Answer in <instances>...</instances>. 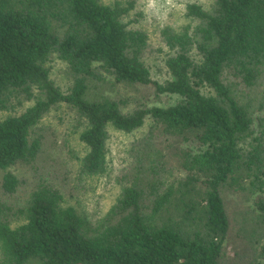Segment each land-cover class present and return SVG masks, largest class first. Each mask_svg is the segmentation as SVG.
I'll return each mask as SVG.
<instances>
[{
  "label": "trees",
  "instance_id": "1",
  "mask_svg": "<svg viewBox=\"0 0 264 264\" xmlns=\"http://www.w3.org/2000/svg\"><path fill=\"white\" fill-rule=\"evenodd\" d=\"M210 1L159 29L157 81L147 35L123 21L131 2L0 0V264H264V0ZM61 106L79 131L78 180L108 173L110 129L149 122L94 221L62 206L53 173L16 175L41 170L34 130Z\"/></svg>",
  "mask_w": 264,
  "mask_h": 264
},
{
  "label": "rangeland",
  "instance_id": "2",
  "mask_svg": "<svg viewBox=\"0 0 264 264\" xmlns=\"http://www.w3.org/2000/svg\"><path fill=\"white\" fill-rule=\"evenodd\" d=\"M110 4L113 0H102ZM122 5L132 3L133 7L128 15L123 18L129 28L143 30L148 37L149 48L146 51L144 61L149 68L151 77L157 81H164L169 78L164 66V52L158 42L160 28L169 27L174 31L186 26L190 19L186 18V6L196 3L203 7L210 5V0H118ZM161 48V49H160ZM160 50V51H159ZM50 77L62 90H65L70 80L64 63L52 58L47 64ZM120 93L130 92L120 90ZM137 96V95H136ZM168 98L158 105L167 104ZM8 114L0 112V119ZM148 121L139 134L126 135L110 129L108 140V173L100 177L78 180L76 178L77 160L83 154L82 147L78 140L79 131L75 129L72 113L66 107L61 106L52 110L46 115L39 126L35 128L37 136L42 137V152L40 174L39 171H29L24 174L22 170L16 175L25 179L26 183L37 181L45 172L57 176L55 182L62 194V206L72 207L84 218L94 221L102 217L118 196L121 186L116 177L120 172V166L125 158V151L129 144L146 131ZM43 172V173H42ZM63 173V174H62ZM61 176H60V175ZM2 172H0L1 179ZM48 176L44 175V179ZM27 185V184H26ZM31 186L22 187L18 190L15 198L24 199L28 196ZM1 194V193H0ZM1 196V195H0ZM4 200V198H2ZM11 201L4 200L3 202Z\"/></svg>",
  "mask_w": 264,
  "mask_h": 264
}]
</instances>
